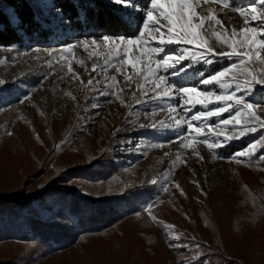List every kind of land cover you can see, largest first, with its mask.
<instances>
[{
  "label": "rangeland",
  "instance_id": "1",
  "mask_svg": "<svg viewBox=\"0 0 264 264\" xmlns=\"http://www.w3.org/2000/svg\"><path fill=\"white\" fill-rule=\"evenodd\" d=\"M38 1L46 18L39 19L30 34L19 29L26 38L23 48L0 49V196L17 193L23 200L46 185L76 186L83 193L109 191L121 196L122 190L107 185L74 178L57 180L64 168L88 162L104 149L111 153L128 185L146 182L150 171V184L153 180L158 183L154 184L156 191L143 201L139 215L105 235L77 241L65 250H35L16 238L0 237V264H230L218 256L203 259L205 249L198 242L200 237L222 244L226 253L240 260L231 264H264V168L252 164V156L243 163L217 158L231 157L221 153L224 146L210 151L193 138L194 134L180 140L179 129H160L161 121L174 124L175 114H170L168 107H177L179 101L153 100L150 91L145 95L138 88L143 80L130 66L123 72L117 71L116 64L105 68L103 48L85 50L77 46L72 53L64 54L65 60L60 59L59 52L49 56L47 50L103 34L80 33L65 15L49 9L51 0ZM231 2L241 7L249 0ZM212 7L228 33L233 27L244 26L243 17L231 7L223 11L219 4ZM13 21L17 23L18 19L13 17ZM36 48L40 51L33 52ZM174 50L175 46L169 48L170 52ZM69 61L72 72L68 71ZM187 63L169 70L172 83L191 86L199 80L197 73L212 74L207 65L196 64L187 77L175 75ZM74 73L78 79L73 78ZM125 75L132 80L126 81ZM112 77L116 78L114 95L109 94L113 88L106 87L112 84ZM89 80L99 82L89 85ZM25 96L28 99L20 103ZM201 110L196 106L188 116ZM256 111L264 116V107ZM229 115L224 113L221 119ZM215 122L214 117L209 121L213 125ZM257 129L264 133L259 125ZM223 131L232 134L231 126ZM204 132L207 134L206 128ZM147 133L165 139L166 144L153 149L141 162ZM188 141H192V147L185 149L182 144ZM258 141L255 152L264 145V138ZM148 204L152 205L155 221L144 211ZM60 205L61 198L55 196L42 204L35 202L24 211L53 218Z\"/></svg>",
  "mask_w": 264,
  "mask_h": 264
},
{
  "label": "snow or ice",
  "instance_id": "2",
  "mask_svg": "<svg viewBox=\"0 0 264 264\" xmlns=\"http://www.w3.org/2000/svg\"><path fill=\"white\" fill-rule=\"evenodd\" d=\"M109 2L120 8L119 22L134 31V36L103 34L98 38H79L59 49L47 50L49 56L53 52H59L60 59L65 60L67 56L64 54L72 53L77 46H82L85 50L93 46L103 48L106 53L105 68L116 64L117 71L123 72L126 66H130L143 80L144 83L138 84V88L145 95L150 91L153 100L179 101L177 107H168V112L175 114L172 115L174 124L166 125L161 121L160 129H179L177 137L180 140H186L194 134L193 138L205 144L210 151H216L233 139L255 133L257 125L264 128V116L256 111L264 107V0H249L246 6L241 7L233 6L231 0H149L144 9H139L134 0ZM215 4L220 5L221 11L231 7L243 17L244 26L239 29L233 27L228 33L223 22L216 16V10L212 7ZM198 9L202 11L198 12ZM137 12H143L142 21L138 19ZM252 22L260 26L256 27ZM172 46H175V50L170 52L169 48ZM216 47L222 50L217 52ZM32 51L39 52L40 49ZM220 59H227L229 66L207 76L202 72L197 73L199 80L191 86L171 82L169 70L176 69L184 61L188 63L177 70L175 75L187 77L189 70L196 64L211 66ZM78 63L83 64V61ZM95 67L93 65L94 69ZM68 71L72 72L70 61ZM73 78L78 79V75L74 73ZM125 80L131 81L132 77L125 75ZM98 82L89 80L88 84ZM115 83L116 78L112 77V84L106 85L113 88L110 95L115 94ZM145 85L152 87L147 89ZM257 94L260 95V100H253L252 97ZM27 99L25 96L19 102L24 103ZM196 106L203 110L188 116ZM224 113H229V118L221 119ZM213 117L216 118L214 125L209 123ZM229 126L232 128L231 135L223 131ZM151 127L155 129L157 126ZM205 128L207 134L204 132ZM257 143L260 141L231 158H217L235 159L237 163H243L255 154ZM182 147L191 148L192 141L183 143ZM177 159L180 157L177 156ZM152 183L157 184L158 181L153 180ZM163 190L167 191V187H163ZM151 209L152 205L148 204L144 211L155 221L157 218Z\"/></svg>",
  "mask_w": 264,
  "mask_h": 264
},
{
  "label": "trees",
  "instance_id": "3",
  "mask_svg": "<svg viewBox=\"0 0 264 264\" xmlns=\"http://www.w3.org/2000/svg\"><path fill=\"white\" fill-rule=\"evenodd\" d=\"M148 2L149 0H134L139 9H144ZM43 9L38 0H0V49L21 50L26 38L19 29H24L30 34L38 27L39 19L46 18ZM49 9L65 15L71 26L80 33L126 36L136 34L121 25L120 8L109 0H51ZM136 15L139 20H143V12H137ZM35 16L38 19H35ZM13 17L18 19L17 23L13 21ZM221 50L218 47L217 52ZM229 64L227 59H220L208 67L209 71L214 73ZM260 98L259 94L252 97L253 100ZM263 135V131L258 129L255 133H249L224 146L221 153L232 157L264 138ZM145 137V154L140 156L141 162L145 161V157L152 153L153 149L166 144L165 139L150 133ZM252 164L264 168V145L252 155ZM122 172L114 164L111 153L104 149L88 162H79L64 168L63 174H58V179L54 180L65 181L74 178L87 184L107 185L109 189L122 190L121 196L109 191L83 193L76 186L58 188L50 185L43 186L38 192H30L23 200L17 193L0 196V237L16 238L35 250L56 252L65 250L77 241L107 234L112 228L137 216L143 201L157 189V186L150 184L153 177L150 175L151 171L146 177V182L132 186L122 178ZM55 196L61 198V205L53 218H40L24 211L35 202L42 204ZM198 242L205 249L202 253L203 259L218 256L230 264L240 261L226 253L222 244L215 245L205 237L198 238ZM241 264L245 262L242 261Z\"/></svg>",
  "mask_w": 264,
  "mask_h": 264
}]
</instances>
